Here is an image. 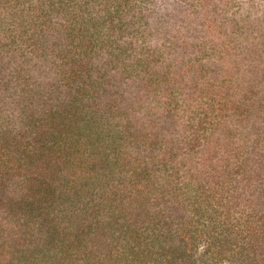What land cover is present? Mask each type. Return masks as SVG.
<instances>
[{"label": "trees", "instance_id": "1", "mask_svg": "<svg viewBox=\"0 0 264 264\" xmlns=\"http://www.w3.org/2000/svg\"><path fill=\"white\" fill-rule=\"evenodd\" d=\"M264 264V0H0V264Z\"/></svg>", "mask_w": 264, "mask_h": 264}, {"label": "rangeland", "instance_id": "2", "mask_svg": "<svg viewBox=\"0 0 264 264\" xmlns=\"http://www.w3.org/2000/svg\"><path fill=\"white\" fill-rule=\"evenodd\" d=\"M223 264H228V263H223Z\"/></svg>", "mask_w": 264, "mask_h": 264}]
</instances>
